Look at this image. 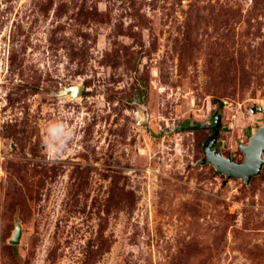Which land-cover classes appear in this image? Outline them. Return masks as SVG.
<instances>
[{
	"label": "rangeland",
	"instance_id": "rangeland-1",
	"mask_svg": "<svg viewBox=\"0 0 264 264\" xmlns=\"http://www.w3.org/2000/svg\"><path fill=\"white\" fill-rule=\"evenodd\" d=\"M259 107L264 0H0V264H264Z\"/></svg>",
	"mask_w": 264,
	"mask_h": 264
},
{
	"label": "water",
	"instance_id": "water-1",
	"mask_svg": "<svg viewBox=\"0 0 264 264\" xmlns=\"http://www.w3.org/2000/svg\"><path fill=\"white\" fill-rule=\"evenodd\" d=\"M80 85H72L63 88L56 95L76 97L81 94ZM256 110L264 115V108L259 107ZM255 111L254 109L252 110ZM221 123V115L216 113L213 117L211 127L215 129L214 138L205 149V160L203 163H210L218 173L225 174L226 178H240L245 184H248L252 177L258 175L264 165V124L259 126L249 137L246 144L240 145V149L244 154L242 162H235L230 158L222 155L212 148L217 132ZM21 235V227L15 225V230L10 238V243L17 244Z\"/></svg>",
	"mask_w": 264,
	"mask_h": 264
},
{
	"label": "flooded vegetation",
	"instance_id": "flooded-vegetation-1",
	"mask_svg": "<svg viewBox=\"0 0 264 264\" xmlns=\"http://www.w3.org/2000/svg\"><path fill=\"white\" fill-rule=\"evenodd\" d=\"M212 122H213V120H212ZM212 124V123H211ZM211 124L210 125H208L207 127H211ZM212 128V127H211ZM215 130V129H214ZM209 145V144H208ZM213 148V147H212ZM214 149V148H213Z\"/></svg>",
	"mask_w": 264,
	"mask_h": 264
}]
</instances>
